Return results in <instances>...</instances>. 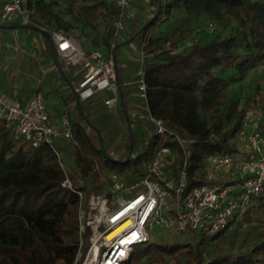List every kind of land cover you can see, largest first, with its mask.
Masks as SVG:
<instances>
[{"label":"trees","instance_id":"obj_1","mask_svg":"<svg viewBox=\"0 0 264 264\" xmlns=\"http://www.w3.org/2000/svg\"><path fill=\"white\" fill-rule=\"evenodd\" d=\"M78 18L90 27L102 25L100 44L104 55L116 54L118 39L113 21L118 9L108 0H70ZM32 10L31 27L67 31L70 23L52 9L51 0H27ZM136 10L124 18L120 37L137 43L147 53L143 63L116 66L125 111L118 101L109 110L106 96L95 93L80 101L89 123L74 106L69 120L70 136L55 137L52 144L37 147L0 119V264H71L79 251L78 190L109 195V176L116 173L129 181L141 176L161 144L176 152L173 171L187 161L188 180L196 183L208 153L236 151L235 135L244 111L259 106L264 93L245 99L231 97V83L243 80L264 62V0H130ZM153 13L143 19L142 8ZM131 7V8H132ZM165 15L177 24L161 37L148 35ZM216 23L211 38H195L190 46L169 54L190 36L189 20ZM204 30V29H203ZM68 32V31H67ZM41 37L47 44L44 35ZM49 51V48H48ZM59 58L62 72L76 85L80 67ZM144 71L145 98L137 96L135 83L128 84L125 70ZM74 103L73 96L66 99ZM131 109L162 119L165 132L158 133L147 118L136 119L133 148L126 116ZM130 120V119H129ZM131 122V120H130ZM96 130L101 133L105 155ZM182 141V144L181 142ZM68 180L71 187L64 185ZM181 233V231H178ZM191 241L147 242L124 264H264V184L244 212L231 217L225 229L207 234L197 231Z\"/></svg>","mask_w":264,"mask_h":264},{"label":"built area","instance_id":"obj_2","mask_svg":"<svg viewBox=\"0 0 264 264\" xmlns=\"http://www.w3.org/2000/svg\"><path fill=\"white\" fill-rule=\"evenodd\" d=\"M108 1L118 9L113 28L115 38H119L124 18L134 11L130 0ZM31 11L27 0H0V23L29 25ZM49 35L58 57L80 67L82 74L75 86L80 101L97 92L110 91L104 104L109 110L114 109L119 94L113 56L106 57L98 49L86 48L67 31L53 30ZM191 44V40H186L170 49V53ZM128 45L136 48L132 41ZM146 57L147 53L140 49V63ZM137 74L138 80L127 83H136L138 95L145 98L141 67ZM130 116L138 115L130 114L128 118ZM145 117L158 133L165 132L162 119L150 114ZM0 119L34 147L54 142L56 130L50 122L41 90H36L25 103L0 91ZM63 133L66 137L71 134L67 119H64ZM235 141L244 146V151L208 153L203 173L194 184L188 180L187 161L174 172L176 152L170 145L161 144L138 178L127 181L111 173L109 195L91 193L85 197L84 192L78 190L80 241L71 264H124L132 259L136 246L150 241L151 232L157 227L185 232L190 237L197 231L214 234L225 229L234 214L247 209L251 198L260 193L264 184V124L259 106H249L244 111ZM64 185L72 188L68 180Z\"/></svg>","mask_w":264,"mask_h":264},{"label":"crops","instance_id":"obj_3","mask_svg":"<svg viewBox=\"0 0 264 264\" xmlns=\"http://www.w3.org/2000/svg\"><path fill=\"white\" fill-rule=\"evenodd\" d=\"M8 24L19 26L4 29L6 31L5 38H7L8 50L2 53L0 43V91L25 103L36 90H41L50 122L56 130L55 137H65L63 133L64 119H67L69 126V120L76 118V112L74 111V106L76 105L75 102L70 103L66 101V99L73 96V92L56 68L50 49L48 51V42L47 44L45 43L40 32L23 27L21 23ZM99 33H101V29ZM117 39L116 51L119 47L126 45L122 37ZM86 48L91 49L89 47ZM113 57H115L116 66L127 67L129 62H132L128 61L132 57H126L124 50L120 51L117 55H113ZM3 66L6 67V71H3ZM39 71L42 72L40 78L35 76ZM81 74L82 72L77 81L80 79ZM124 77H126L127 81L135 80L133 79V72L130 69L125 70ZM99 94H104L108 97L111 95V92L101 91ZM137 96H139L138 91ZM139 98L144 99L140 96ZM130 114L138 115L129 117L132 126L135 127V120L146 118L147 112L131 109L128 112V115Z\"/></svg>","mask_w":264,"mask_h":264},{"label":"rangeland","instance_id":"obj_4","mask_svg":"<svg viewBox=\"0 0 264 264\" xmlns=\"http://www.w3.org/2000/svg\"><path fill=\"white\" fill-rule=\"evenodd\" d=\"M52 2V9L55 12H59L62 19L70 23V28L67 30L71 34H73L85 47H89L91 49H98L105 52V49L99 45L101 35L99 33L100 29L103 30L102 25L98 27V29L85 25L76 15V13L70 9L72 3L70 0H51ZM144 3H148V1L144 0ZM132 7V4H131ZM132 9L136 11L133 7ZM143 11V19H148L151 17L153 13V8L149 6H145L142 8ZM177 24V21L174 18L169 17L165 19V15H162V18L158 19L156 24H154L151 29L149 30L148 35L155 38L161 37L165 32L172 29ZM185 26L190 28V36L185 38V40H193L195 38H201L203 40L211 38L215 33L219 31L218 25L213 23L212 28L205 29L204 24H198L196 20H189L185 23ZM204 29V30H203ZM6 31L4 29H0V43L2 48V53L8 50L7 47V38ZM39 38V37H38ZM131 41V40H129ZM129 41L126 42V45H123L118 48L116 51V55L119 54L120 51L124 50V54L126 57H132V59L128 61L129 64L133 63V61H139V52L140 49L135 43L136 48H132L128 45ZM182 45V43L180 44ZM169 54L170 50H169ZM63 59V58H61ZM65 60V59H64ZM140 62V61H139ZM3 71H6V67L3 66ZM36 77L40 78L42 76V72H38L35 75ZM75 87V86H74ZM264 93V62H262L257 67L253 68L243 80L234 81L231 83V97L233 98H240L245 99L247 96H257L258 94ZM85 101V100H84ZM244 146L240 142H236V151L241 153L244 151ZM164 239V241L168 242H187L191 241L190 236L185 233L173 229H162V228H155L151 232V243H160ZM147 243L138 245L135 247V252H140L145 248Z\"/></svg>","mask_w":264,"mask_h":264},{"label":"water","instance_id":"obj_5","mask_svg":"<svg viewBox=\"0 0 264 264\" xmlns=\"http://www.w3.org/2000/svg\"><path fill=\"white\" fill-rule=\"evenodd\" d=\"M18 26L19 25H15V24H8L7 25V24L0 23V28H2V29L16 28ZM21 26L34 29V30L40 32L42 35H44V37L46 38V40L48 42L49 49L51 51V54H52V57H53L54 64H55L56 68L58 69V71L61 74L62 78L69 85V87L71 88V90L73 92V96H74V99H75V105L77 107L78 112L85 119V121L87 123H89L88 119L84 116V114H83V112H82V110L80 108V99H79L78 93L76 92L75 87L72 85L70 80L66 77V75L62 72V70L60 68L58 54H57V52H56V50L54 48L53 42H52V40L50 38V35L44 29H41V28H38V27H31L29 25H21ZM113 58H114V61H115V57H113ZM115 67H116V61H115ZM115 77H116V84H117V89H118V94H119V101H120V104L122 105V107H123V109L125 111V106H124L123 96H122L121 83H120L119 78H118L117 70H115ZM126 121H127V125H128L129 137H130L128 155H127V157L124 160H117V161H127L131 157V153H132V148H133L132 129H131V126H130V121H129L128 116H126ZM96 132H97V135H98V138H99L100 149H101V151L103 153H105V155L108 156V154L106 153V151L104 149L101 133L98 130H96Z\"/></svg>","mask_w":264,"mask_h":264}]
</instances>
